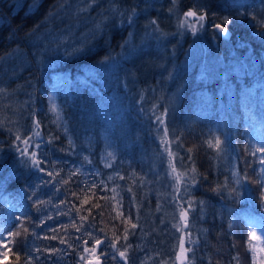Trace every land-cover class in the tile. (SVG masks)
Returning a JSON list of instances; mask_svg holds the SVG:
<instances>
[{
    "label": "trees",
    "instance_id": "obj_1",
    "mask_svg": "<svg viewBox=\"0 0 264 264\" xmlns=\"http://www.w3.org/2000/svg\"><path fill=\"white\" fill-rule=\"evenodd\" d=\"M151 1L173 6L169 0ZM230 1L174 5L180 13L190 6L202 8L210 19L199 33L186 28L180 42L169 40L163 47L145 35L152 21L161 24L153 10L124 24L111 15V7L131 9L133 0H0V264H25L29 256L31 264H83L84 241L93 246L86 232L105 241L98 256L101 251L115 255L107 244L119 237L117 247L129 246L127 264H175L172 252L181 240L197 254L195 264H264L263 256L246 244L245 226V221L254 227L260 222L257 209L264 205L255 183L264 168L262 154H250L264 146V106L251 113L241 92L255 81L256 87L264 84V27L252 19L254 8L245 7L246 24L235 18L231 25L238 40L217 39L216 17H234L239 11ZM98 8L104 16L95 23ZM61 23L71 30L62 33ZM192 37L215 53L218 65L229 71L226 77L212 75L202 83V70L191 68L193 61L182 62ZM234 44L248 46L247 56L259 63L251 75L241 74V83L233 68L238 58ZM56 75H64L69 86L52 94ZM218 99L232 110L216 107ZM166 109L171 117L163 115ZM157 117L166 135L155 130ZM250 120L256 135L245 128ZM27 137H32L29 152L38 154L41 167L59 176L40 173L20 155L17 147L23 150ZM216 137L223 142L221 150L209 147ZM173 143L180 147L178 156L170 160L174 166L165 167V149ZM228 170L251 178L252 183L246 181L251 196L248 191L238 198L229 195L238 177L229 180ZM72 172L77 174L70 177ZM37 201H44L39 211ZM182 208L186 227L179 220ZM80 216L88 219L80 221ZM17 217L32 234L11 243L8 233L20 227ZM74 220L82 225L80 232L71 227ZM232 227L241 228L240 236L230 233ZM210 249L212 254L204 256ZM100 259L125 264L118 256Z\"/></svg>",
    "mask_w": 264,
    "mask_h": 264
},
{
    "label": "snow or ice",
    "instance_id": "obj_2",
    "mask_svg": "<svg viewBox=\"0 0 264 264\" xmlns=\"http://www.w3.org/2000/svg\"><path fill=\"white\" fill-rule=\"evenodd\" d=\"M173 2L175 3V0H173ZM233 6L236 7L237 9H239L237 15L239 16H244L246 15V13L243 11V9L246 7V4L244 2V0H233ZM208 12L203 10L202 8L197 9V8H192L189 9L188 11H186L183 16L185 19H183L180 22V27H187L189 29H191L193 34H196L198 31L202 30L205 26V21L208 19ZM216 19L219 22L213 23L212 27L214 28L215 31H217L218 33H220L222 36L224 37H228L230 35V26L233 24V21L235 19V17H231V16H221V17H216ZM253 20L256 19L255 16L252 17ZM191 20V23L189 22ZM151 23L155 24L156 21H152ZM261 27H264V19L259 21ZM99 27V26H98ZM262 35H264V33H262ZM77 51H79V49H77ZM158 120H160L161 123H163V120L161 119V117H157ZM36 127L39 128V122H36ZM167 134V129H165V135ZM35 136H39L40 133L39 131L34 133ZM16 140H21V137L19 135L16 136ZM32 140V137H27L25 139L22 140L23 144L25 145V148L23 150H20L17 147V150L20 151V155L27 157L28 159L31 160L32 166L37 168V170L40 173H45L47 176L52 177L53 175L59 176V172H46L45 169L43 167H41L42 165V161L40 159L37 158L38 154L35 151H31L29 152V146H30V141ZM165 143H167V141H165ZM222 141L219 137L215 138V142H209V147L215 148L217 150H221L222 148ZM34 147L39 148L40 145L36 144L34 145ZM165 151L168 152L169 157L171 158L173 156V153L171 151H169L167 148L165 149ZM189 151H191V149H189ZM257 153L262 154L261 158L259 160L261 165H264V146H259V147H255L252 151H251V155L252 156H256ZM111 155V154H109ZM173 171L175 172V168L173 167ZM193 171H195V169H193ZM76 172H72L69 174V176H74L76 175ZM234 176L238 177L235 180V187H233L231 189V192L229 193V195L234 196L236 198H238L242 193L239 191L240 187L242 186V181H248V183H252L251 178H249L247 176V174L245 173L244 176L242 178L240 177V173L239 172H235L233 173ZM179 179V178H178ZM195 178L193 177V180ZM69 181L68 180H64L63 183L67 184ZM44 183H48L47 181H45ZM255 183L257 184L259 190H260V199L262 201H264V168H262L260 170L259 173H257V179L255 181ZM93 186H86L87 191H91ZM246 187V186H245ZM248 191L249 196H251V189L247 188L246 189ZM81 192H85V189H81ZM213 191H219V188L213 189ZM33 195H35V193H33ZM73 196H76L77 199L80 198V194L73 192L72 193ZM44 203V201H37L35 202L34 206L36 207L37 211L40 210V206ZM88 203V199L85 197V199L83 200V204H87ZM98 206V205H95ZM77 213L79 214L80 209L76 208ZM49 219H51V217H48ZM18 223L20 224V227L16 230V231H9L8 235L10 237H12L13 239L9 242L11 243H15L16 240L24 237L25 233H28L29 235H31L32 233H29V229L26 226L25 220H22L21 217H17L16 218ZM80 221H86L88 219V217L86 216H80L79 217ZM180 220L184 222V226H187V210H182L180 213ZM28 223H31L30 220L27 221ZM43 223V222H41ZM81 226H78L77 222L74 220L71 224V227L74 228L77 232L81 231ZM133 228L136 227L135 224L132 225ZM174 227H176V225H174ZM178 230H180L178 228ZM51 231L55 232L57 231L56 229H51ZM101 231H103V229H101ZM125 233L128 232V229L125 228L124 229ZM86 235H88L90 238L93 239V246L92 247H88V241L85 240L84 241V248L83 251L90 253L91 256L95 257V259H87L84 256H81L82 260H86V264H102V261L100 259V256H107V253L101 251L100 255H96L97 253V249L100 248V246L102 244H105L104 240H101L99 238H93L92 237V233L91 232H86ZM49 237H45V239H48ZM56 236H52L51 239H56ZM26 239V238H25ZM77 239H80L79 237H77ZM119 237H115L110 243L107 244V246L111 249H113L115 251V255L112 256V259L115 260L117 258V256L123 260L125 262V264H127L128 261V257H127V248L129 247L128 245H125L123 250H121L120 247H117V243L119 241ZM124 240H127V235H125L123 237ZM256 239L259 240L261 239L260 236H257L256 231L253 229L250 231L249 233V241ZM22 243L24 242L23 240L21 241ZM191 242V241H190ZM60 243L64 244L66 243V241L64 239H60ZM3 247L7 248V244H4ZM180 249H181V255L180 257H178V259L182 260V264H183V259L184 257V253H186L187 251H189L188 249L184 248V241L181 240L180 243ZM37 251H40V249H37ZM57 251H61L60 249H53L52 252H57ZM261 251H264V249H261ZM4 256L8 255V252L5 251L3 253ZM17 262H19L20 257L17 255L16 257ZM31 260L32 257L29 256L27 258V260L25 261V264H31Z\"/></svg>",
    "mask_w": 264,
    "mask_h": 264
},
{
    "label": "bare ground",
    "instance_id": "obj_3",
    "mask_svg": "<svg viewBox=\"0 0 264 264\" xmlns=\"http://www.w3.org/2000/svg\"><path fill=\"white\" fill-rule=\"evenodd\" d=\"M133 1H134V3L132 4V8L131 9H126L127 12L135 10L134 13L146 14V13L149 12V10H153L154 17L157 20L166 22V24L169 27L168 29H172L173 31L176 30V34L177 35H179V33L182 30H185L187 28V27H181V29H180V22L183 19H185L184 16H183L184 13L178 12L175 8L168 7V6L162 7V6L159 5L160 10H159V13H158L157 10L155 9V5L156 4L154 2H152L151 0H133ZM244 2L246 4L247 8H249V7H253L254 8L253 10L255 12V16H256V18L259 21L264 19V0H244ZM232 12H235V11H233V9L228 11V12L224 11V13H232ZM103 16H104V14H103L102 8H98L96 14L93 15L94 22L95 23H99V21L103 18ZM231 17H233V16H231ZM234 17L237 20H239L240 22H242L243 24L244 23L246 24V22L244 21L245 20V15L244 16L234 15ZM133 19H132V21H133ZM209 19L210 18L208 17V19L205 22H207ZM118 23H119V20H118ZM60 29H61L62 33H64V34L68 33L71 30L68 26H66V24H62V23L60 24ZM232 30H233V28H231V26H230V36L231 37H233V36L236 37L237 36L236 40H238V35L236 33L233 34L234 32H232ZM234 30L237 31V29H234ZM217 39H219L220 41H227L228 37H224V36H222L219 33L218 36H217ZM242 41H244V39H242ZM190 42H192L191 39L189 40V43ZM189 43L187 45L188 48H189ZM233 47H234L235 55L238 56L237 59H234V65L235 66L233 68L235 70H237L240 73V75L241 74L244 75V76L245 75H248V76L251 75V73L254 72V69L257 68V66L259 65L257 59L255 57L254 58L253 57L249 58L247 56V54H248V50H247L248 46L242 47L239 44H234ZM37 62H38V59H37L36 63ZM219 65H215L214 68L212 69V71L215 73L214 75H218L221 78H224V77L227 76V73L229 71L226 68H221ZM207 70H208V67L205 69V71H202V74L199 73L200 74L199 76L203 79L202 83H205V80H208L210 78V76H207ZM242 75H241L240 83L243 82ZM58 77H59V80H58ZM61 78L62 77L58 76V75H56L54 77V89H53L52 94L55 92V90H57V89H59L61 87L66 89V90L68 89L69 82L66 81L65 77H63L62 81L60 83ZM197 79H198V76H197ZM254 84L256 86L257 82L255 81V83H253L252 85H254ZM263 86H264V84H263ZM241 88H244V87H241ZM224 105H227L230 111L232 110V105H230L226 101H223V100H220V99L217 100L216 107L221 109V108H223ZM52 107L54 108L55 105H53ZM164 114H167V109L165 111H163V115ZM153 120H154V127H155V130L157 131V133L164 134L165 133V129H166L164 127V125L160 122V120H158L156 118H154ZM209 125H212V124H209ZM245 128H247L251 132V133H249L250 135H256L255 134V132H256V123L253 122L252 120H250V122L246 123ZM167 132H168V130H167ZM179 149H180V147L176 143H173L171 145V148L168 149V150L173 153V156L170 158L169 155H166L168 161L167 160L162 161V164L165 167H172V166L175 165L174 162H172L170 160H172V158H174L175 156L176 157L178 156ZM228 174H229V180H232V179H234L236 177V176L233 175L232 171H229ZM233 186L234 187L236 186L235 183H234ZM247 188H248V183L246 181H242V186L240 187L239 191L242 194H245L247 192V190H246ZM247 203H249V202H246V204ZM182 210H185V208H182ZM257 213H258V216L260 218V222H258L257 225L258 226H262L264 228V205H262V206L258 205ZM245 226L248 229L249 233H250L251 230L254 229L256 231L257 236L261 237V240H260L261 243H257V242H254V241H247L248 243H246V244L249 245V247H251L253 250L258 251L263 256V259H264V251H261V249H264V235L259 233L255 229L253 224H251L250 222L245 221ZM220 230L222 231V229H220ZM230 233L234 234V235H237V236H240L241 228L239 227V230H238L236 227H232L230 229ZM180 243H181V241L179 242V244ZM202 247L204 248L205 245H203ZM212 250L213 249L203 251L204 256L211 255L212 254ZM175 255H176V250H173L172 257H175ZM81 256H84V257H86L88 259V254L86 252H84V251H82L79 254V258L82 261V263L83 264L86 263V260H82ZM107 256H108L109 259H112L113 254L112 253H107ZM184 257L185 258L183 259V264H195L196 261H197V254L192 253L191 251H187L186 253H184ZM175 264H182V260L178 259Z\"/></svg>",
    "mask_w": 264,
    "mask_h": 264
},
{
    "label": "rangeland",
    "instance_id": "obj_4",
    "mask_svg": "<svg viewBox=\"0 0 264 264\" xmlns=\"http://www.w3.org/2000/svg\"><path fill=\"white\" fill-rule=\"evenodd\" d=\"M179 2H180V0H175V3L173 2V0H169V4H172L173 6L175 5L176 7H177ZM190 2L193 3V0H191ZM155 4H156L155 9L159 13L160 3L157 2ZM173 6H171V7H173ZM176 7H173V8H175L177 10ZM190 9H192V6H190ZM110 10H111V15L116 13L117 17L119 18L118 19L119 23H123V24L128 23V22H132L133 18L140 15L138 13H134L135 10L130 11V12H127L126 10L118 11L114 6L111 7ZM142 17H144V16H142ZM143 19H144V21L149 20L148 17H144ZM139 22L142 23L141 21H139ZM189 22L191 23V20ZM140 23H138V24L141 26ZM157 26L155 24H150L148 29L145 30V35L154 38L156 40L157 44L163 45L164 43H166L169 40H171V41L176 40V42L181 41L182 35H177L175 33L176 30L173 31L172 29H168L169 27L166 24V22L161 21V24L157 23ZM180 29H181V27H180ZM197 33H199V31ZM129 35L131 36V32L129 33ZM165 35H167V37H162ZM190 39L194 40L193 37ZM163 47H164V45H163ZM211 60H213V61H211ZM218 60H219V58L215 55V53H213L211 50L205 48L204 46L200 45L199 42H196L194 40V41L189 43V48H188L187 52L185 53V56H184L182 62L184 64L189 65L193 61L192 65L190 67L193 68L194 65H197V68L202 70V71H205V69L208 67L207 76L211 77L212 75L215 74L212 71V69L214 68L215 65H218ZM187 65L186 66L183 65V66L189 68ZM59 76H61L62 78L64 77V75L63 76L59 75ZM62 78L60 80V83L62 81ZM58 80H59V77H58ZM258 85H259L258 87H256L254 84L251 87L241 88V92L244 93L246 96L247 105H248L251 113H255L256 111L261 110L262 107L264 106V86H263V84H258ZM218 89L223 90V85L219 84ZM171 114L172 113H168L167 115L169 117H171ZM179 220H180V217H179ZM180 222L183 223V221H181V220H180ZM184 248L190 250V248L187 244H184ZM87 254H88V259H93V260L95 259V257L90 255V253H87Z\"/></svg>",
    "mask_w": 264,
    "mask_h": 264
},
{
    "label": "flooded vegetation",
    "instance_id": "obj_5",
    "mask_svg": "<svg viewBox=\"0 0 264 264\" xmlns=\"http://www.w3.org/2000/svg\"><path fill=\"white\" fill-rule=\"evenodd\" d=\"M189 1H191V0H189ZM205 1L206 0H193V3L192 4H194V5H196V4L204 5L205 4Z\"/></svg>",
    "mask_w": 264,
    "mask_h": 264
},
{
    "label": "water",
    "instance_id": "obj_6",
    "mask_svg": "<svg viewBox=\"0 0 264 264\" xmlns=\"http://www.w3.org/2000/svg\"><path fill=\"white\" fill-rule=\"evenodd\" d=\"M180 255H181V252L178 254V257H180ZM178 257H177V260H178Z\"/></svg>",
    "mask_w": 264,
    "mask_h": 264
}]
</instances>
